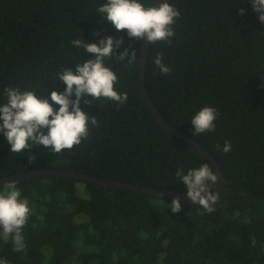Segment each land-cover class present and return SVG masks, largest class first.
I'll return each instance as SVG.
<instances>
[{"label": "trees", "instance_id": "obj_1", "mask_svg": "<svg viewBox=\"0 0 264 264\" xmlns=\"http://www.w3.org/2000/svg\"><path fill=\"white\" fill-rule=\"evenodd\" d=\"M140 2L148 7L157 0ZM104 3L0 0V106L7 103V87L36 91L52 103L56 73L75 71L77 63L94 58L74 48L73 39L98 44L107 36L123 38L115 54L135 50L137 60L127 65L113 57L106 65L116 72L114 87L127 92L128 101H82L81 109L95 116L97 125L90 124L88 139L73 149L50 154L62 162L58 168L187 192L178 169L186 174L204 163L214 167L197 148L166 129L146 104L139 88L145 40L129 38L127 29L118 31L99 14L96 10ZM169 3L181 15L172 26L170 43H150L145 78L149 95L167 121L218 160L228 179L219 199L264 192V23L252 0ZM158 53L170 68L168 74L153 62ZM57 84L63 92L64 82ZM203 107L216 109V130L193 135L191 119ZM226 142L232 145L228 153L222 150ZM42 148L13 153L0 133V177L51 167L39 154ZM15 184L31 211L22 229L24 251L15 250L14 234L0 239V259L7 264H264V195L215 205L211 213L181 200L183 211L175 215L168 208L173 198L130 189L60 176H35ZM6 187H0V194Z\"/></svg>", "mask_w": 264, "mask_h": 264}, {"label": "clouds", "instance_id": "obj_2", "mask_svg": "<svg viewBox=\"0 0 264 264\" xmlns=\"http://www.w3.org/2000/svg\"><path fill=\"white\" fill-rule=\"evenodd\" d=\"M155 5L146 7L140 0H106L96 11L105 16L118 31L127 29L129 38L143 39L152 44L160 41L170 43V38L175 35L172 26L181 13L168 2L161 3L159 7ZM252 8L258 13L259 21L264 23V0H252ZM240 13L243 15L244 10L241 9ZM71 44L76 49H83L84 53L92 54L94 58L77 63L75 71L63 68L56 73V83L53 84H56L57 90L51 92L52 103L38 96L36 91H21L13 87L5 89L7 103L0 106V133L6 137L13 153L22 154L33 144L48 147L56 154L64 149H73L88 139L89 125H97V118L81 109L82 101L89 104L99 98H107L119 105L128 101L127 92L121 93L115 89L114 85L119 82L118 76L112 67L106 65V61L115 57L118 63L126 61L127 65H132L137 60L136 51L125 49L115 54L114 50L123 45V38L111 36L101 38L98 44L88 43L84 38L73 39ZM153 62L162 74L170 72L162 53H158ZM58 81L66 85L63 92L59 91ZM73 95L75 99H72ZM86 96H91L93 100L85 99ZM54 105H59V109ZM216 119L214 107H203L191 119L193 135L215 132ZM231 148V143L226 142L222 150L228 153ZM176 175L186 186L187 197L191 202L211 213L219 196L217 188L214 192V187L210 185H219L221 182V177L213 168L204 163L198 169H189L186 174L183 168L178 169ZM20 197L21 191L15 183L8 184L5 192L0 194V239L14 234L16 251L26 248L22 229L31 211L27 200ZM168 208L175 215L183 211L178 197L172 199ZM0 264H7V261L0 259Z\"/></svg>", "mask_w": 264, "mask_h": 264}, {"label": "water", "instance_id": "obj_3", "mask_svg": "<svg viewBox=\"0 0 264 264\" xmlns=\"http://www.w3.org/2000/svg\"><path fill=\"white\" fill-rule=\"evenodd\" d=\"M163 2H170V0H158L156 2V7H159ZM151 42L145 41L141 48L140 54V65H139V88L140 92L146 102V104L150 107L153 114L156 116L157 120L170 132L176 135L179 138L186 140L189 144L197 148L200 152H202L209 160V162L214 167V172H216L221 177V182L219 185H210L211 187L217 188L218 194L227 184V177L222 172L221 166L215 156L207 150L199 141L195 138L189 136L188 134L180 131L176 127H174L169 121L165 119L161 111L158 109L157 105L152 100L149 95L146 87V64H147V55L149 51ZM35 176H60L66 177L74 180H80L86 183H93L98 185L99 187H108V188H119V189H130L133 191H139L145 194L154 195L158 197H168V198H176L178 197L180 200L192 203L191 200L187 197V192L176 190V189H166V188H158L150 185H142L130 181L112 179V178H104L94 174L87 173L85 171H80L73 168H58V167H30L23 169L19 172L1 176L0 177V187L8 185L10 183H15L27 178L35 177ZM259 195H264V192L256 193L254 195L239 197L235 199H218L216 203L213 205H218L224 202L227 203H239L242 201H246L251 197H257Z\"/></svg>", "mask_w": 264, "mask_h": 264}, {"label": "rangeland", "instance_id": "obj_4", "mask_svg": "<svg viewBox=\"0 0 264 264\" xmlns=\"http://www.w3.org/2000/svg\"><path fill=\"white\" fill-rule=\"evenodd\" d=\"M32 147H35V144H33ZM50 153H51L50 148H48V147H45V148H42L39 150V154L46 158L45 164L47 162V164L51 165V167H58V166L62 165V162L60 160L56 159L55 157H53L52 154H50Z\"/></svg>", "mask_w": 264, "mask_h": 264}]
</instances>
